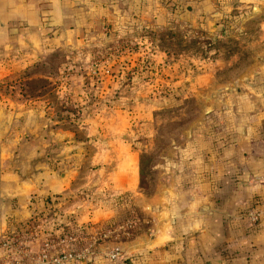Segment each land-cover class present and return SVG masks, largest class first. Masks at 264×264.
<instances>
[{"label":"rangeland","instance_id":"374dc122","mask_svg":"<svg viewBox=\"0 0 264 264\" xmlns=\"http://www.w3.org/2000/svg\"><path fill=\"white\" fill-rule=\"evenodd\" d=\"M129 1L124 8L115 1L123 15L108 8L89 15L87 29L68 31L63 48L48 47L31 66L6 70L0 107L14 130L32 131L31 144L62 180L73 188L90 184L93 191L80 196L99 199L114 188L124 148L132 153L125 161L134 164L135 189L112 192L111 201L125 205L101 224H63L51 219L56 208L42 206L33 221L0 235L24 239L29 253L0 249V264H39L44 238L77 230L84 238L71 248L85 253L64 264H179L166 245L154 254L120 248L173 220L178 228L194 223L205 205L206 171H224V180L212 183H224L228 202L248 167L263 165V144L250 152V141L264 138V1L210 0L198 14V0Z\"/></svg>","mask_w":264,"mask_h":264},{"label":"crops","instance_id":"0c3cea01","mask_svg":"<svg viewBox=\"0 0 264 264\" xmlns=\"http://www.w3.org/2000/svg\"><path fill=\"white\" fill-rule=\"evenodd\" d=\"M115 1L0 0V63H10L9 69L0 67V75H5L6 70L31 66L48 47L63 48L66 38L71 37L68 31L87 29L89 15L107 8L108 12L123 15V9L115 10ZM155 1L162 6V0ZM119 2L122 8L132 3L129 0ZM193 3L192 8L197 14L210 7V0ZM11 122L13 119L2 113L0 107V235L33 221L35 212L40 211L42 206L47 210L56 208L53 212L55 216L48 219L63 224H101L117 216L125 204L112 202L109 196L112 192H119L123 196L125 191L135 189L134 164L125 161L132 154L128 148L121 149V160L112 171V180L117 181L114 188L111 185V189L101 193L103 196L98 199L90 194L93 191L87 187L90 184L73 188L68 178L62 180L60 173H54L43 160L38 144H31L35 142L32 131L26 127L23 135V131L12 128ZM27 133L31 138L29 144L24 145L21 139ZM50 134L57 136L64 133L52 131ZM25 137L26 142L29 138ZM262 144L263 165L258 169L248 167V172H244V181L234 183L236 189L230 201L224 202V183H212L217 178L224 180V171L208 170L204 173L206 188L203 187L207 189V195L202 194L205 205L198 214L191 209L186 211V214L197 215L194 223L188 222L178 228L172 225L176 223L173 220L168 226L154 227L151 235L137 244L122 245L120 248L115 243L113 248L126 249V252L150 251L154 254L166 245L171 256H180L179 264H264V217L254 225H249L247 220L250 210L264 209V138L250 141V152H258ZM81 189H87L90 193L80 196ZM100 189L102 187L95 190ZM195 191L193 185L192 193ZM71 192L74 195H70ZM44 198L58 201L46 205Z\"/></svg>","mask_w":264,"mask_h":264},{"label":"built area","instance_id":"2783aa9c","mask_svg":"<svg viewBox=\"0 0 264 264\" xmlns=\"http://www.w3.org/2000/svg\"><path fill=\"white\" fill-rule=\"evenodd\" d=\"M261 27L264 30V20L261 22ZM263 217L264 209L254 208L247 214L248 224L254 225ZM90 228L94 229V227ZM36 229L37 226L33 228V234L35 233ZM83 238L84 236L81 230H77L75 233L72 232L68 235L56 236L54 241L44 238L41 247L36 252L35 259L39 264H64L69 261L79 262L85 253V249L80 250V252H75L71 246L76 241ZM13 242L14 243L8 240H1L0 249H7L8 251H12V253L18 251L24 255L29 253V250L25 248L26 241L24 239H17ZM68 245H70V247H68Z\"/></svg>","mask_w":264,"mask_h":264},{"label":"trees","instance_id":"16d2710c","mask_svg":"<svg viewBox=\"0 0 264 264\" xmlns=\"http://www.w3.org/2000/svg\"><path fill=\"white\" fill-rule=\"evenodd\" d=\"M32 202H33V200H32ZM253 207V206H252Z\"/></svg>","mask_w":264,"mask_h":264}]
</instances>
